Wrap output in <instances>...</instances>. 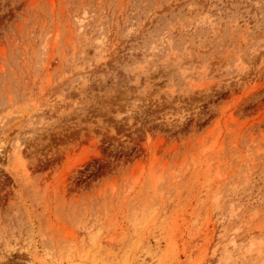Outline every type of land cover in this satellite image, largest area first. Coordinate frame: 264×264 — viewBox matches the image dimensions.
Instances as JSON below:
<instances>
[{
	"label": "rangeland",
	"instance_id": "1",
	"mask_svg": "<svg viewBox=\"0 0 264 264\" xmlns=\"http://www.w3.org/2000/svg\"><path fill=\"white\" fill-rule=\"evenodd\" d=\"M0 264H264V0H0Z\"/></svg>",
	"mask_w": 264,
	"mask_h": 264
}]
</instances>
